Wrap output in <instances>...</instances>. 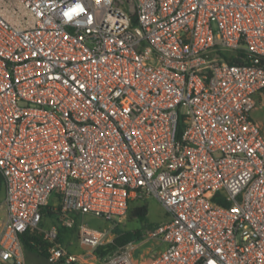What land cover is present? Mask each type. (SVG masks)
Returning <instances> with one entry per match:
<instances>
[{
  "label": "built area",
  "instance_id": "obj_1",
  "mask_svg": "<svg viewBox=\"0 0 264 264\" xmlns=\"http://www.w3.org/2000/svg\"><path fill=\"white\" fill-rule=\"evenodd\" d=\"M262 92L264 0H0V263L24 264L32 228L50 264L78 260L40 227L53 194L91 249L76 216L168 213L138 241L157 254L102 264H264Z\"/></svg>",
  "mask_w": 264,
  "mask_h": 264
},
{
  "label": "rangeland",
  "instance_id": "obj_2",
  "mask_svg": "<svg viewBox=\"0 0 264 264\" xmlns=\"http://www.w3.org/2000/svg\"><path fill=\"white\" fill-rule=\"evenodd\" d=\"M252 116L264 128V95L262 96V100L258 103L257 108L252 112ZM3 199H4V194L2 190L0 192V222L4 220L6 215V208ZM144 201L146 202L148 207L147 220L150 223L161 224L169 220L168 213L165 211V209L162 207V205L157 201L155 197L153 196L147 197ZM56 205H57V199L52 194L49 197L47 206L48 208H54L56 207ZM76 219L78 223L83 222L87 228L93 231L104 232L110 230V225L112 223L111 221L106 220L102 217H97L93 215H83V216L79 215ZM120 220L119 218H117L116 222L112 223V225H114L112 231L119 228L128 230V229L140 227L139 222L135 220L132 221L131 219L128 218L127 214L123 216ZM51 224H52V218L50 216L43 215V220L40 224L41 225L40 227L42 229H48L51 226ZM112 233L115 238L116 234L114 233V231ZM64 240L70 243L68 246H66L68 251L76 254L87 253L88 246H82L79 243V240L76 238V235L72 233H68L67 239L64 238ZM155 242L156 239H147L143 243L137 245L134 243L135 248L132 252L134 262L140 263L142 261H146L147 259H149V253L151 250H153L154 248L153 244ZM114 252L112 251L108 252V254H106L103 258L105 257L107 258L110 254ZM89 259L93 262V264H102L101 260L98 258V256L95 253L90 255ZM79 261L80 263H85L87 261V258L85 257V260L80 259ZM24 264H48V261L44 260L40 256L29 254L26 251H24Z\"/></svg>",
  "mask_w": 264,
  "mask_h": 264
},
{
  "label": "trees",
  "instance_id": "obj_3",
  "mask_svg": "<svg viewBox=\"0 0 264 264\" xmlns=\"http://www.w3.org/2000/svg\"><path fill=\"white\" fill-rule=\"evenodd\" d=\"M234 60L235 58L229 56V62H234ZM2 190V181L0 177V192ZM145 199L146 198L133 200L130 203L126 213L129 219L139 222L140 227L128 230L121 228L113 230L116 236L112 240V242L98 245L95 248V253L98 257L103 258L106 254H108V252H114L118 248L123 247L132 241L142 240L147 230L159 225L157 223H150L147 220L148 207L146 202L144 201ZM41 212L42 215L50 216L52 218V223L58 226V240L61 241L63 238L62 233L66 230V228L65 226H63L59 216L56 215L53 208H48L47 205L42 208ZM21 242L24 251L29 254L40 256L47 261L48 247L50 243L44 239L43 234L38 229L32 228L26 230L21 235ZM48 264L50 263L48 262Z\"/></svg>",
  "mask_w": 264,
  "mask_h": 264
},
{
  "label": "crops",
  "instance_id": "obj_4",
  "mask_svg": "<svg viewBox=\"0 0 264 264\" xmlns=\"http://www.w3.org/2000/svg\"><path fill=\"white\" fill-rule=\"evenodd\" d=\"M264 95V92H262V93H260V94H258L257 96H256V100H257V105H256V107L253 109V111L257 108V106H258V103L262 100V96ZM252 111V112H253ZM253 117V116H252ZM255 120V119H254ZM262 127V126H261ZM263 128V127H262ZM263 130H264V128H263ZM55 212V211H54ZM56 213V215L57 216H59V214L57 213V212H55ZM78 216H76L75 217V219L77 218ZM121 221V220H120ZM76 222H77V219H76ZM78 223V222H77ZM51 225H56V224H54V223H52ZM57 226V225H56ZM113 226L114 225H112V223H111V225H110V230H107V231H104L103 232V234H104V237H103V242H102V244H106V243H109V242H111L112 240H113V238H114V236H113V231H112V229H113ZM57 228H58V226H57ZM66 228V230L62 233V236H63V238H62V240L60 241L65 247L66 246H68L70 243H68L66 240H64V238H66L67 239V237H68V233H72V234H74V235H76V238L78 239V229L76 228V227H72V228H67V227H65ZM79 240V239H78ZM145 240H143L142 242H138V241H135V242H137L136 243V245L137 244H140V243H143ZM79 243H80V241H79ZM81 244V243H80ZM82 246H85V245H83V244H81ZM153 246H154V248H153V250H151L150 251V253H149V258L151 257V256H153V255H155V254H157L160 250H162L163 249V247H164V243L163 242H161V241H158V240H156V242L153 244ZM67 248V247H66ZM70 252V251H69ZM70 253H72V252H70ZM93 253H95V249H91V248H89L88 247V251H87V253H82V254H76V253H72V254H75L76 256H78V260L76 261V262H74L73 264H93V262L89 259V256L90 255H92ZM96 254V253H95ZM85 257L87 258V261L85 262V263H80V259H84L85 260ZM100 260L102 259V258H100V257H98ZM148 260V259H147ZM142 262H144V261H142Z\"/></svg>",
  "mask_w": 264,
  "mask_h": 264
}]
</instances>
